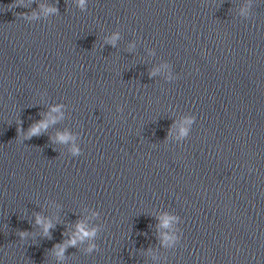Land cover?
Listing matches in <instances>:
<instances>
[{"label": "water", "instance_id": "water-1", "mask_svg": "<svg viewBox=\"0 0 264 264\" xmlns=\"http://www.w3.org/2000/svg\"><path fill=\"white\" fill-rule=\"evenodd\" d=\"M0 264H264V0H0Z\"/></svg>", "mask_w": 264, "mask_h": 264}, {"label": "clouds", "instance_id": "clouds-1", "mask_svg": "<svg viewBox=\"0 0 264 264\" xmlns=\"http://www.w3.org/2000/svg\"><path fill=\"white\" fill-rule=\"evenodd\" d=\"M85 3V0H80V4L81 6H83ZM49 11H55V9H49ZM54 111H58L59 109L56 108V109H53ZM40 128H47V123L46 122H41L38 126L34 127L32 129V134L33 135H36V134H39V131H40ZM69 139V137L67 135H61L60 136V140L62 141H67ZM75 151V149H74ZM38 222H41L43 223V221H38ZM165 225H167L168 223V220L165 219L164 221ZM52 225L50 223L46 224L45 225V230L47 231L48 228H50ZM78 231H79V234H80V238L83 239L84 237H89V236H93L94 235V231H87L86 230V227L83 223H80L78 224ZM73 243H75V241H73Z\"/></svg>", "mask_w": 264, "mask_h": 264}]
</instances>
